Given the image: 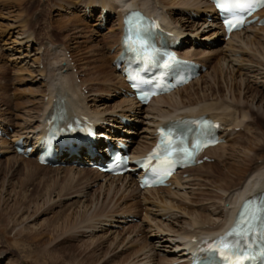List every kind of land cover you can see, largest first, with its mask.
I'll use <instances>...</instances> for the list:
<instances>
[{
	"label": "rangeland",
	"instance_id": "obj_1",
	"mask_svg": "<svg viewBox=\"0 0 264 264\" xmlns=\"http://www.w3.org/2000/svg\"><path fill=\"white\" fill-rule=\"evenodd\" d=\"M59 1L62 2L0 0V130L7 133V137L0 138V209L9 210L15 201L21 203L22 208H26L15 214L3 230L0 229V240L3 235L11 239L9 243L3 244V249L0 248V264H74L75 261L78 264L84 255L78 257V252L96 239L108 240L105 246L111 243L112 247H109L108 254L98 259L99 263L96 264L112 259L113 253L110 251L114 248L113 245L119 242L122 243L120 249L114 253L122 252L121 257L125 256L127 259L120 262L119 254L116 262H113L115 264H149L145 263L146 260L138 262L139 257L141 260L147 255L151 260L154 258V264H164L157 261L175 258L178 251H170V244L173 246L174 242L180 241L177 240L178 236L167 232L168 229L170 232L175 230L181 232L185 229L191 234L198 231V226L194 228L187 226L186 223L190 219L185 212L192 209L201 210L202 214L211 217V224L221 223L219 217L222 215L220 212L223 210L222 207L230 208L231 195L236 194L248 174L246 172L244 176L245 167L237 176L232 173L226 174L230 163L232 164L230 155H234L235 161L247 162V165L252 158L253 167L264 166V125L259 122H264V59L261 56L264 32H257L258 29L247 33L249 37L257 34V41L259 40L261 44L257 49L253 43L251 52L239 51V45L231 44L233 51L229 55V44L226 45L228 41L220 36V29L217 26H210L215 25V19H212V13L204 8L206 5L203 0H159L168 13L164 14L174 19L178 24L177 28L182 29L180 32L186 36L188 41L185 45L186 50L194 51L196 48L195 50L199 52L195 51L194 54L210 55L208 61L211 65L209 64L210 68L208 65L207 72L201 76L198 83L174 97L169 105L156 104L152 108L144 107L139 110L134 106L133 108L127 101L129 99L122 96L120 80L112 71L111 57L115 55L116 44L112 42L111 36L117 31L114 28L118 29L117 16L114 13L106 14V18L108 16L106 22L103 26H98L102 22L97 10L90 16H84V10H73L72 7L79 6L74 4L76 0H71L73 4L71 3L69 7L63 6ZM154 1L158 3V0ZM67 2L70 4L69 0ZM204 12L210 18L204 15ZM68 21L70 24L66 26ZM208 26L209 29L206 28ZM197 27H201L199 31L203 29L204 33L194 32L198 30ZM111 29L115 32L111 33ZM30 34L34 37V42L26 43L22 40ZM50 46L53 47L50 49ZM225 47L228 49L226 52ZM53 50L57 52L61 50L66 54L68 62L66 61L67 65L63 70L65 73H71L76 84L80 86L82 92L80 95L83 96L88 111L102 113L103 116L100 117L108 119V122L120 114L131 118V126H127L131 128L132 133L131 149L147 150L148 148L144 146L150 143V138H147L149 131L160 121L157 114L167 111L173 113L177 108H182L181 105L177 107L173 103L187 104L194 100L193 98H200L207 103L222 100L225 105H233L231 99L235 96V99H241L239 104L244 107V112L239 113L232 107L229 111L235 114L236 120L243 123L235 128L225 124L230 127L226 143L214 153V156L207 154L212 157L210 162L196 167L199 169H192L188 176L181 177L182 180L190 177L189 183L186 181L188 185H185L182 191L176 188L174 191L171 187L167 188L171 190H164L165 193L162 191L155 193L156 195L140 194L133 187V192L127 193L124 188L120 190L121 183H115L116 185L112 186L114 190L109 192L104 187L103 178L89 174L88 171H93L91 169L70 171L36 168L32 163L33 158H20L8 151V148L11 147L14 135L26 134L27 127L37 125L42 112L39 106L43 97L47 95L46 76L41 71L44 72L45 68H48V63L54 64L57 61L55 58L58 53L52 55ZM233 52L236 54L232 56ZM253 56L251 61L249 58ZM56 67L60 68L59 65ZM248 69L250 73L247 74ZM53 72L57 73V70ZM245 84L253 89V94H258L254 100L243 92ZM258 96L262 99L260 100ZM3 144L9 147L3 148ZM181 194L183 196H180ZM163 196L169 197L171 201L181 202L182 205L180 210L171 211V215L174 213L173 216L170 217L165 212L163 214L167 216L160 219L161 213H158L155 206L158 202L155 199ZM203 207L208 208L202 210ZM83 213L84 221H80V218L76 222L71 221L70 225L65 218L70 215L75 218L77 215L82 216ZM104 214L114 216L113 220L121 221V224L106 223L110 219L101 218ZM154 217H158L157 220L162 222L158 226L162 228V232L165 231L164 233L155 230L157 222L154 224L151 220ZM144 218L146 220H143ZM57 221L59 225L65 221L67 229L59 228L55 231ZM93 224L96 228L89 227ZM204 227L208 229L209 225L203 226V229ZM112 240H116V243H112ZM14 247L17 251L13 250ZM49 252V255L54 256L53 263L48 257Z\"/></svg>",
	"mask_w": 264,
	"mask_h": 264
},
{
	"label": "bare ground",
	"instance_id": "obj_2",
	"mask_svg": "<svg viewBox=\"0 0 264 264\" xmlns=\"http://www.w3.org/2000/svg\"><path fill=\"white\" fill-rule=\"evenodd\" d=\"M61 1L62 2H60V1L59 2H60V4L62 3L63 6H68L69 7L71 5V3L73 4V2H71V0H69L70 4L67 2L68 0L67 1L66 0H61ZM82 1H83V3L81 4V0H76V2L74 4H76V5L79 4V6L78 7H72V8H73V10L75 9L76 11L78 9L80 11L84 10V16L85 15L90 16V14L94 13L95 10H97L99 12L98 14H100L99 18H100L101 22H102L101 18H102L103 13L105 11L108 14L114 13L117 16L116 21L118 23L117 22L116 23H117L118 29L114 28L117 31H116V33L113 36H111L112 37V42H114V45L116 44V52L115 53H117V51L119 52V46H121L120 43H121V37H122V33H123V18L128 12L133 11V10H138V11L142 12L147 17L157 18L162 23L163 27L170 34H172V36H174V38L178 39V38H180V36H182V33L180 32V31H182V29L177 28L178 24H176V21L174 19H172L170 17H167L164 14V13H167L165 11L166 8H165L163 3L159 2V0H158V3L155 2L154 0H87V2H85V0H82ZM204 3H205V1H204ZM82 5H84V6H82ZM205 5H206V7H204V8H209V9L212 10V7L210 5H208L206 3H205ZM201 9H203V8H201ZM90 10H92V11L90 12ZM72 14H74V12ZM80 15H82V13ZM261 15H262L261 17H263L264 16V12ZM73 16L75 17V15H73ZM88 16H87V18H88ZM105 16H104V19L106 20L108 18V16H107V18ZM81 17H83V15ZM96 20H97V17H96L95 21ZM69 24H70V22L68 21V24H66V26L69 25ZM96 24H97V21H96ZM210 26H216V25H210ZM210 26H208L206 28L209 29ZM255 26L256 25H254L252 27L253 29L247 28V29H245V30H243V31H241L239 33L232 34L231 37L228 40V43H226V45L229 44V47H228L229 50L227 49V47H225L224 48V52H226L228 50V51H230L229 52V55H230L231 51H233V49H232L233 46L231 44L239 45L238 46L239 47V49H238L239 51H250L251 52V50L253 48V45H252L253 43L255 45V48L257 49L261 45L260 41L259 40L257 41V38H256L257 34H255L253 32L254 35L249 37L247 33L249 31H251V30L252 31H256L258 29H259V31H257V32L261 33V32H264V29L263 28H256ZM113 27H115V24H114ZM199 28H201V27H199ZM199 28L197 27L198 30L194 31V32L201 33V34L204 33V32H202L203 29H202V31H199L200 30ZM111 30H112L111 33L115 32V31H113V29H111ZM22 35H24V34H22ZM33 39H34V37L30 34V35L25 36V38H23L22 40L26 41V43H30V42H34ZM52 47L50 46L49 48L51 49ZM235 49L236 48L234 47V50ZM47 50H48V48H47ZM197 52H199V51H197ZM53 53H58L57 54L58 55L57 58H55V60H57V61L54 64L53 63H48L49 64L48 68H45L44 72L41 71V73L46 76V81H47L45 83L46 87H47L46 88L47 95H45L43 97V99H42V101L40 103V106H39V110L42 109V112H41L40 117L38 119L37 125L36 126H29V127L26 128V132H25L26 133V135H25L26 143H29L30 139L31 140H33V139L35 140V138H36L37 140H39L40 137L43 134H45V130H48L51 127V124L48 123V120H50L49 116L52 113H56L57 114L59 112H63L64 115H65V116L63 115V117H67V118H69L71 116H77V117L86 116L91 121H93L95 123H97V121L101 120V119L105 120L104 117H100V116H103L102 113L100 114L99 112H90V111L87 110L88 108L85 107V105H84L85 100L83 99V96L81 97L82 92L80 90L81 89L80 86L78 84H76V82L74 81L75 78L73 77V75L71 73H69V72L65 73L64 72V70H63L64 66L67 65V63H66V61H67L66 57L67 56H65L66 54L63 53L61 50H58V52L53 50L52 55H54ZM234 54H236V53L233 52L232 56ZM253 55H254V53H253ZM114 56L111 57V60L114 58ZM184 56L186 58L195 59V60L200 61L202 63L207 62L208 65L211 63L210 61H208V59L210 58V55H204V53H202L201 56H198L196 53L195 54L194 53H192V54L191 53H184ZM261 56H263L262 59H264V46L262 47ZM252 58H254V56L249 58V59L251 60ZM251 61H247V62L253 63ZM258 64L260 65L261 63L259 62ZM55 65L56 66L59 65L60 68L56 67ZM210 65H209V68H210ZM52 67L55 70H52L53 69ZM211 68H212V66H211ZM251 69H253V67ZM56 70H57V73L53 72V71H56ZM112 71L115 73L116 78L120 80L119 82L121 83L122 87L124 88L125 87L124 86V81L121 78L119 71H116L115 67L112 68ZM248 73H250L249 69H248L247 74ZM259 74H261V73H259ZM75 75H76V73H75ZM201 78H199V80H196L195 82H192L191 84H189L188 86L182 88L181 90H178V91L172 93L171 95H168V96H165V97H160V98H158L156 100H153L150 104H148V106L146 108L147 109L148 108H152L156 104H161V105L162 104H166V105L168 104L169 105V103L172 102V99L174 97L178 96L181 92L186 91L187 89L192 87L194 84L198 83ZM243 92L245 93V95L247 94L249 97H252V100H254L256 98V96L258 95L256 93L253 94V89L248 87L246 84H245V87L243 89ZM203 96H206V95H203ZM234 97L231 99L233 105H225V103H223L222 100H220V101H218L216 103H207L206 101H204V102L201 101L200 98H196V99L193 98L194 100H190L187 104H184V103L180 104L179 102L173 103V105L176 104L177 107H179L181 105L182 108H177L176 110L173 111V113H171V111L170 112L167 111V112H160L159 114H157L160 117V121H158L156 124H154V129L153 130H150V129H149L150 131L148 130L150 132V134L147 136V138L149 137L150 141L152 142V144H154L155 139H156V136H155L156 129L159 127V125L160 126L161 125H166V123L169 120L175 119L177 117H194V118H196V117H203L204 116V118L211 119L213 122H218L220 124V126L222 124L223 125L228 124V125H231L234 128L235 127H239V126L242 125L243 122L240 121V120H236L235 117H234L235 114H231V110L229 111V109H230V107H232V108H234L235 111L238 110L239 113L243 114L244 107L239 104V103H241L240 102L241 99L237 100ZM202 98L204 99V97H202ZM258 98L260 100L262 99L260 96H258ZM176 100H177V98H176ZM216 100H217V98H216ZM127 101L130 102V105L132 107L133 106L136 107L134 105L135 103L132 100H127ZM129 102H127V103L129 104ZM173 105H172V107H173ZM120 107H121V105H120ZM136 109H138V108H136ZM142 109L143 108H141L139 110H142ZM180 109H182L183 111H180ZM129 110H132V109H129ZM247 111H249V110H247ZM124 116H126V115H124ZM34 118L37 119V117H34ZM243 118H244V116H242V119ZM106 120H108V119H106ZM259 120L260 119L258 118V121ZM66 121H68V120H66ZM259 122H261V124L264 125L263 121H259ZM22 134H24V133H19L15 137L21 136ZM153 135H154V139H153ZM151 138L153 139V141L151 140ZM37 140H35L33 142V145L37 144ZM7 146L8 145H6V144L2 145L3 148H8L9 146L8 147ZM220 148H222V145H219V146H217V147H215L213 149H210L207 152V154H210V155L212 154V156H214V153L216 151H218ZM9 150H10V152L16 154L15 151L12 148L9 147L8 151ZM147 150H145V149L141 150V149H138V148H136V149L133 148V152H136V154H144ZM16 156H17V154H16ZM209 157H211V156H209ZM230 157H231V159L230 158L229 159L232 162V164L230 163L229 168L226 170V174L232 173L234 176H237L241 172V169H243V167H245V169H246L245 172H244V176L247 173L248 174L246 175V177L242 181L241 186H240L239 190H237L236 194L235 195L234 194L231 195L230 200H229L230 208H226L225 206L222 207L223 210L220 211L222 213V215L219 217V218H221V223L220 224H215V223L211 224L212 223L211 217H209L208 215L202 214L201 210L198 211V210H193L192 209V211L185 212L184 214H187V216L190 219V221L186 223L187 226H189L190 228H194V227L198 226V231L193 233V234H191V232L189 233V231H186L185 229H182L181 232H178L176 230L173 231V232H170V230L168 229L167 232L175 234L176 236H178L177 240L181 241V242L180 241L179 242H174L173 246H172V243H171L170 244V246H171V250L170 251H172V250L181 251V252L183 251V253L185 252V250L193 251V249L197 247L199 241L202 238H211L212 239V238H214L216 236H219L222 232H224L227 228H229L231 226V224H232V222H233V220H234V218H235L240 206L243 204L244 201L248 200L251 197H255L256 195H263L264 196V166L263 167H259V166H256V167L254 166L253 167V165H252L253 159L252 158L250 159L249 165H247L246 164L247 162L246 163H241V162L235 161L233 159L234 158L233 154L230 155ZM32 163L35 164L36 168H47V167L39 166L35 159L32 161ZM30 165H32V164H30ZM232 168H233V171H231ZM196 169H199V168H196ZM71 170L72 169H70V171ZM191 171L192 170H190L189 172H191ZM88 172H90L89 174H91V173L92 174H96L97 176H99L101 178L104 177V183H105L104 187H106L109 192H112L114 190V188H112V186L116 185L115 183H117V184L121 183V187L122 188H120V190H123V188H124L125 191H127V193L133 192L132 191L133 187L135 188V191H137L140 194H144V193H149V194L157 193L158 194L159 192H162V191H163L162 193H165L164 190H171V189H152V190H146V191L140 192L138 190V187H137V182L135 180H133L132 178L123 177V178H118V179H116V178L112 179V178H109V177H107L105 175H101V174L97 173L96 171H94V172L93 171H88ZM189 179H190V177L187 180H182L181 179V175L177 176V177H174L171 187H173L174 191H175V188L179 189L180 191H182L181 189H185L184 186L188 185L187 183H189L188 182ZM186 181H187V183H186ZM173 185H176L177 187H175ZM198 186H200V185H198ZM181 187H183V188H181ZM128 188H131V189H128ZM162 193H161L160 196H162ZM166 195H167V193H166ZM180 196H183V195L181 194ZM156 197H158V196H156ZM166 197L167 196H163V197H161L159 199H155L156 202H158V204L155 205V206H156V208L158 210V213H161L160 214V219L163 216H167L166 214H163L165 212L167 214H169L170 217L173 216L174 213L171 215V211L174 212V211L180 210V206L182 205L181 202L177 203V201H175V200L171 201V199H168L169 197L168 198H166ZM179 203H181V204H179ZM208 207H203L202 210L204 208H208ZM219 208H217V209H219ZM24 209H26V208H22V204L17 202V201H15V203L12 204V206H10L9 210H8V208H5V209L1 208L0 209V229L3 230L4 227L9 225V223L11 222V219L14 218L15 214H19L20 212H22L21 210H24ZM217 209H216V211H217ZM218 215H220V213ZM83 216H84V213L82 214V216H80V215L75 216V218L71 217V215L68 216V217L66 216L65 218L69 221V225H70L71 221L74 222V220H75V222H76L80 218H81L80 221H82L83 220ZM101 218H104L106 220L110 219L109 222H106V220H105V222L106 223H110L111 225L121 224V221H118V220L114 221L113 220L114 216H106L104 214V216H101ZM101 218H99V219H101ZM157 219H159V218L158 217L151 218V220L153 221L154 224L157 222L155 224V225H157L155 227V230L157 232L161 233L162 232V228H160L158 226V224L160 225V224H162V222L158 221ZM67 220H66V223H68ZM143 220H146V218H144ZM58 221L56 222L57 226H54V230L55 231H56V229L59 230V228H60V230H62V228H65V230H66L67 228L65 227V221L64 222L62 221L60 223V225H63L62 227H60ZM122 221H123V219H122ZM114 222H116V223H114ZM207 224L209 225L208 229H205V227L203 229V226H206ZM89 227L90 228H96L94 224L90 225ZM164 232L165 231H163L162 233H164ZM192 238L195 240L194 242L192 241ZM20 239H22V238H20ZM9 241H11V239H9L5 235H3L2 236V240H0V248L3 247V244L9 243ZM24 241H25V239H24ZM115 241L116 240H112L111 242L114 243ZM129 241L127 242V245L129 243ZM107 243H108V240H103V241L101 240L100 241V240L96 239V241L95 242L93 241V243H90V245L83 246V250L81 252L78 249V251H79V252L77 251L78 252V257L81 256L82 254H84L82 259L80 261H78V264H85V263H89V262H90V264H96L98 262L97 261L98 259L103 258V257H105L106 254H108V249H109V247H111V243L109 242L110 244H108V246H105ZM121 244L122 243L119 242V243L113 245L114 248L111 251L109 250L110 253H113L112 256H111L112 259L104 260L101 264H112L115 261V259L118 258L119 254H120L119 255L120 256V259H119L120 262L125 261V259H127V258H125V256L121 257L122 252L121 253H114V252H116V250L119 248V246ZM90 246H92L91 249H89ZM178 247H180V248H178ZM10 248H9V250H10ZM13 250L17 251L15 249V247H14ZM49 254H50V252L48 253V255ZM44 255L46 256L47 254H44ZM48 257L51 260V263H53L54 256L49 255ZM149 257L147 255L145 258H142L141 260H140V257H139L138 262H141L142 260H146V262L144 261L145 263L154 264V258L152 257V260H151ZM162 260L163 259L158 260L157 263L164 262V264H170L171 262H175L178 259L172 257L170 259H164V261H162ZM75 262H74V264H76ZM113 264H115V263H113Z\"/></svg>",
	"mask_w": 264,
	"mask_h": 264
},
{
	"label": "snow or ice",
	"instance_id": "obj_3",
	"mask_svg": "<svg viewBox=\"0 0 264 264\" xmlns=\"http://www.w3.org/2000/svg\"><path fill=\"white\" fill-rule=\"evenodd\" d=\"M228 10L229 9L225 8V11H228ZM133 15H135V14H133ZM224 23H225L226 26H229V27L231 26V22L228 21V20H224ZM140 35L141 34L138 32L137 33V36L140 37ZM125 43H127V41H125ZM164 66L165 67H168L169 65L167 64V62H165V65ZM248 247H251V245L249 244ZM208 251L214 252L216 250L215 249H212V248H209ZM261 254H264V247L261 248ZM201 264H209V261H202Z\"/></svg>",
	"mask_w": 264,
	"mask_h": 264
}]
</instances>
